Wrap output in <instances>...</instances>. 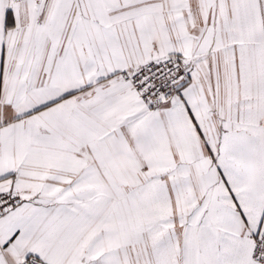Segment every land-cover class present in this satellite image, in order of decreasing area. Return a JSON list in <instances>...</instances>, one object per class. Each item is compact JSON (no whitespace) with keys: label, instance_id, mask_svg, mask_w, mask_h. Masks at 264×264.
<instances>
[{"label":"snow or ice","instance_id":"6c2138e0","mask_svg":"<svg viewBox=\"0 0 264 264\" xmlns=\"http://www.w3.org/2000/svg\"><path fill=\"white\" fill-rule=\"evenodd\" d=\"M0 264H264V0H0Z\"/></svg>","mask_w":264,"mask_h":264}]
</instances>
